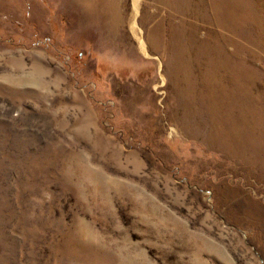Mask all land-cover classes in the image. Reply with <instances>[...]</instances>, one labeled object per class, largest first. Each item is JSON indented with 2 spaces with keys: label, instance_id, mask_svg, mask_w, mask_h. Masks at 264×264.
<instances>
[{
  "label": "rangeland",
  "instance_id": "rangeland-1",
  "mask_svg": "<svg viewBox=\"0 0 264 264\" xmlns=\"http://www.w3.org/2000/svg\"><path fill=\"white\" fill-rule=\"evenodd\" d=\"M0 264H264V0H0Z\"/></svg>",
  "mask_w": 264,
  "mask_h": 264
},
{
  "label": "bare ground",
  "instance_id": "bare-ground-1",
  "mask_svg": "<svg viewBox=\"0 0 264 264\" xmlns=\"http://www.w3.org/2000/svg\"><path fill=\"white\" fill-rule=\"evenodd\" d=\"M138 1H139V0H134V6H135L136 15H137V12H138ZM136 23H137V22H136V20L134 19V20H133V26H135ZM133 26H132V27H133ZM140 42H141L142 49L145 51V44L143 43L142 40H141Z\"/></svg>",
  "mask_w": 264,
  "mask_h": 264
}]
</instances>
